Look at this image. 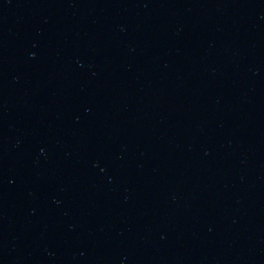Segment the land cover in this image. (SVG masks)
<instances>
[{
    "label": "water",
    "instance_id": "water-1",
    "mask_svg": "<svg viewBox=\"0 0 264 264\" xmlns=\"http://www.w3.org/2000/svg\"><path fill=\"white\" fill-rule=\"evenodd\" d=\"M0 264H264V0H0Z\"/></svg>",
    "mask_w": 264,
    "mask_h": 264
}]
</instances>
